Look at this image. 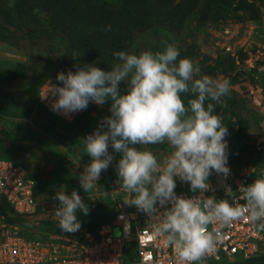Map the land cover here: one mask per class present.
<instances>
[{"label":"rangeland","instance_id":"rangeland-1","mask_svg":"<svg viewBox=\"0 0 264 264\" xmlns=\"http://www.w3.org/2000/svg\"><path fill=\"white\" fill-rule=\"evenodd\" d=\"M226 28L237 33L226 35ZM162 40L198 63L202 74L229 79L230 94L215 113L230 133L228 166L253 164L252 182L264 173V147L257 151L254 145L264 129L250 92L264 86V0H0V157L21 164L38 182L32 215L14 217L2 201L1 211L33 223L31 230H43L56 220L53 196L60 185L68 194L75 189L89 209L113 213L125 203L129 197L120 189L116 169L122 153L111 145L114 160L98 185L87 193L79 182L91 161L83 138L110 115V101L103 106L90 101L81 117L65 123L37 106V92L43 82L57 79L59 72H75L78 65L110 71L119 62L114 53L121 50L163 51ZM226 45L234 46V54ZM228 55L235 57L233 71L226 68ZM250 57L258 58L253 68H248ZM182 98L187 104L191 95ZM148 147L158 158L171 151L166 143ZM180 188L190 185L177 178L175 189Z\"/></svg>","mask_w":264,"mask_h":264},{"label":"clouds","instance_id":"clouds-1","mask_svg":"<svg viewBox=\"0 0 264 264\" xmlns=\"http://www.w3.org/2000/svg\"><path fill=\"white\" fill-rule=\"evenodd\" d=\"M161 44L163 51L115 52L119 62L110 71L84 64L75 72H59L61 83L48 84L40 96L55 97L51 110L65 116L87 109L90 101L98 106L110 101V115L83 138L91 161L79 176L81 187L89 193L98 185L114 160L111 145L122 153L116 169L120 189L129 197L125 203L154 221V236L173 249L178 264H205L223 243L222 230L235 221L247 220L264 231V173L236 191L225 183L231 200L205 196L214 191L209 182L213 172L230 175V133L215 113L231 84L228 78L202 74L200 65L180 57L177 47L163 40ZM182 94L191 95L187 104ZM165 143L171 151L162 158L148 147ZM177 178L189 183L194 195H177ZM66 189L60 185L53 196L58 201L54 216L61 231L74 233L81 228L77 213L87 215L89 208L75 189L71 194Z\"/></svg>","mask_w":264,"mask_h":264},{"label":"built area","instance_id":"built-area-1","mask_svg":"<svg viewBox=\"0 0 264 264\" xmlns=\"http://www.w3.org/2000/svg\"><path fill=\"white\" fill-rule=\"evenodd\" d=\"M225 34L237 33V29L226 28ZM226 52L234 54V46L226 45ZM257 57V55H256ZM248 58V68H253L258 58ZM260 69L264 72V58ZM67 73V72H66ZM57 79L43 82L37 92V106L55 119L70 123L82 116L85 110L69 116L51 110V101L41 99L48 84L56 85ZM252 102L264 129V86L256 85L251 90ZM257 151L264 147V135L255 139ZM230 168L227 178L215 172L209 177L214 191L205 196L229 199L224 185L236 191L240 184H250L255 175V166L246 164ZM37 182L26 173L19 163L0 157V201L6 203L12 214L22 219L32 215L37 207ZM177 195L192 196L190 188L175 189ZM198 195V193H195ZM238 196V193H237ZM241 204L244 202L239 201ZM147 214L125 203H119L110 222L101 225L95 234L85 229L74 233H53L39 228L29 229L33 224L27 220L10 221L0 211V264H178L173 249L153 234L154 221ZM223 243L215 253L206 258L205 264H237L242 260L264 254V231H258L247 220L235 221L223 230Z\"/></svg>","mask_w":264,"mask_h":264},{"label":"trees","instance_id":"trees-1","mask_svg":"<svg viewBox=\"0 0 264 264\" xmlns=\"http://www.w3.org/2000/svg\"><path fill=\"white\" fill-rule=\"evenodd\" d=\"M36 182H37V180H36ZM36 189L38 190V182H37ZM4 204H6V203H4ZM9 209L11 210L10 207H9ZM1 212L5 213L4 211H1ZM11 212H12V210H11ZM5 214L10 221H15V222H21L22 221V219L13 218V216L21 218L20 216L14 214V213L12 214L13 216H10L7 213H5ZM113 214H114V212L110 213V212H107V211L102 210V209H98V210L89 209V214H87V215H84L83 212H78L77 217L81 222V228L79 230L85 229L86 231L90 232L91 234H95L99 230L101 225L110 222ZM42 229L43 230H49L53 233H66V232L61 231V229L58 227L57 220L48 222L47 225L45 227H43ZM253 263L264 264V254L253 257V258H249L246 260H242V261L238 262L237 264H253Z\"/></svg>","mask_w":264,"mask_h":264},{"label":"water","instance_id":"water-1","mask_svg":"<svg viewBox=\"0 0 264 264\" xmlns=\"http://www.w3.org/2000/svg\"><path fill=\"white\" fill-rule=\"evenodd\" d=\"M235 64V57L228 55L227 56V65L226 68H228L230 71H233Z\"/></svg>","mask_w":264,"mask_h":264}]
</instances>
